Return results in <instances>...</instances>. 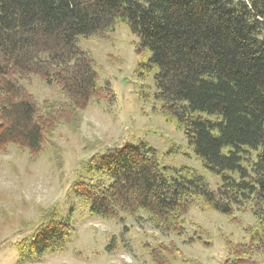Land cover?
<instances>
[{
    "label": "trees",
    "instance_id": "obj_1",
    "mask_svg": "<svg viewBox=\"0 0 264 264\" xmlns=\"http://www.w3.org/2000/svg\"><path fill=\"white\" fill-rule=\"evenodd\" d=\"M121 25L136 37L135 53L148 54L145 73L156 70L149 94L155 110L183 132L219 181L214 188L197 168L165 163L190 158L176 141L163 154L141 140L82 162L70 191L91 202L92 215L123 224L124 231L129 218L178 236L190 223L195 236L189 241L208 248L211 233L189 213L216 211L248 234L239 243L222 235L224 264H261L264 0H0V153L15 149L29 164L47 155L62 169L60 128L77 134L94 102H115L110 81L102 82L103 66L80 38L114 43ZM33 77L59 88L62 99L40 100L26 85ZM83 172L105 173L110 183L88 181ZM40 210L38 223L28 222L31 233L17 243L30 260L68 252L75 236L56 204ZM247 212L254 225L235 217ZM114 244L116 237L108 249ZM143 248L154 264L195 261L175 242Z\"/></svg>",
    "mask_w": 264,
    "mask_h": 264
},
{
    "label": "rangeland",
    "instance_id": "obj_2",
    "mask_svg": "<svg viewBox=\"0 0 264 264\" xmlns=\"http://www.w3.org/2000/svg\"><path fill=\"white\" fill-rule=\"evenodd\" d=\"M114 37V43L80 38L81 46L90 49L103 66L102 82L110 81L115 102H94L84 112L77 134L66 127L60 128L56 139L62 148V169L47 155L29 164L28 156L20 155L15 149L8 154L0 153V264H154L143 248L145 242H175L187 257L195 260L194 263L178 260L176 264H224L227 249L223 234L234 243L248 241L243 226L232 223L229 217L216 211L202 212L198 208L191 209L189 220L211 233L210 248L198 241H189L195 236V226L190 223L185 226L183 235L178 236L165 234L148 222L138 223L129 218L128 230L124 231L123 224L92 215L91 202L70 191L82 171V162L96 152L103 154L108 148L137 144L141 140L157 147L163 154L169 144L176 141L187 150L190 158L179 156L174 160L165 159V163L197 168L214 188L219 181L196 159L183 132L168 124L155 110L159 106L149 94L155 90L153 77L156 70L145 73L148 54L135 53L136 37L125 25L117 29ZM26 85L40 100L62 99L59 88L45 84L38 77H33ZM140 92H145V96H140ZM83 173L88 181L110 183L105 173ZM53 204L60 209L61 218L73 226V244L64 254H45L40 259L30 260L19 250L17 243L31 233L32 229L26 225L28 222L38 223L40 207L48 208ZM235 217H242L245 224L256 223L252 212L237 213ZM113 237H116V244L108 249Z\"/></svg>",
    "mask_w": 264,
    "mask_h": 264
}]
</instances>
